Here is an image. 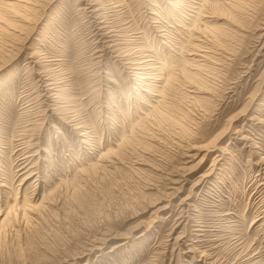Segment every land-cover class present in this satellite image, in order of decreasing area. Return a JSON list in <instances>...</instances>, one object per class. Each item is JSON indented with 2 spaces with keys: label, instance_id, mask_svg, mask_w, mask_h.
<instances>
[{
  "label": "rangeland",
  "instance_id": "obj_1",
  "mask_svg": "<svg viewBox=\"0 0 264 264\" xmlns=\"http://www.w3.org/2000/svg\"><path fill=\"white\" fill-rule=\"evenodd\" d=\"M0 264H264V0H0Z\"/></svg>",
  "mask_w": 264,
  "mask_h": 264
},
{
  "label": "bare ground",
  "instance_id": "obj_2",
  "mask_svg": "<svg viewBox=\"0 0 264 264\" xmlns=\"http://www.w3.org/2000/svg\"><path fill=\"white\" fill-rule=\"evenodd\" d=\"M229 1H230V0H229ZM10 8L12 9L13 6H10ZM214 10H217V7H215ZM14 12H15V11H14ZM188 55H189V54H188ZM195 55H196V54H195ZM133 70H134V69H133ZM134 75H136V73H135ZM23 143H24V142H23ZM19 149H20V148H19ZM20 152H21V151H20ZM24 158H25V157H24ZM28 169H29V168H28ZM203 177H204V176H203ZM26 207H29L30 209H31V208H34V207H31V206H27V204H26L25 207H24V210H25V211H26V209H27ZM25 208H26V209H25ZM163 209H164V208H163ZM163 209H162V210H163ZM24 210H23V211H24ZM160 210H161V209H160ZM24 213H25V212H24ZM6 216H7V215H6Z\"/></svg>",
  "mask_w": 264,
  "mask_h": 264
}]
</instances>
